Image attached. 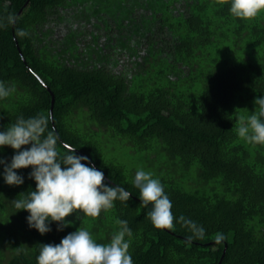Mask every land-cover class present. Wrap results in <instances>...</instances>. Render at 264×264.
I'll list each match as a JSON object with an SVG mask.
<instances>
[{
	"label": "trees",
	"instance_id": "trees-1",
	"mask_svg": "<svg viewBox=\"0 0 264 264\" xmlns=\"http://www.w3.org/2000/svg\"><path fill=\"white\" fill-rule=\"evenodd\" d=\"M229 7L230 0H0V83L9 90L0 130L45 115L61 155L75 149L105 182L133 194L98 217L73 213L71 227L53 223L42 236L12 204L35 190L31 168L18 170V187L0 175V264H37L41 244H59L79 227L107 243L117 220L132 230L134 264H264V145L235 131L264 95V13L238 19ZM109 141L157 162L171 226L153 227L132 184L136 169L108 157ZM13 154L0 149V160Z\"/></svg>",
	"mask_w": 264,
	"mask_h": 264
},
{
	"label": "clouds",
	"instance_id": "clouds-1",
	"mask_svg": "<svg viewBox=\"0 0 264 264\" xmlns=\"http://www.w3.org/2000/svg\"><path fill=\"white\" fill-rule=\"evenodd\" d=\"M230 14L238 19H253L264 13V0H230ZM24 30L19 32L25 36ZM9 90L0 83V98ZM255 110L241 116L235 131L239 138L251 145H264V95L254 100ZM49 117L37 115L25 119L20 116L5 130H0V149L11 148V162L0 160L2 178L9 186L25 182L18 170L31 168L29 179L35 190L12 201L18 211L29 213L30 229L46 235L55 223L57 230L72 226L66 218L76 214L98 217L102 211L115 207V201H129L133 195L124 187L105 182V173L91 163L89 157L77 155L76 150L61 155L57 151V137L48 131ZM47 133V134H46ZM139 189V199L147 218L155 228H167L175 216L173 204L160 179L151 171L138 169L132 179ZM17 211V212H18ZM183 219V218H181ZM118 228L107 243H99L86 228L79 227L66 235L59 244H41L37 264H134L129 252L133 233L126 220H117Z\"/></svg>",
	"mask_w": 264,
	"mask_h": 264
},
{
	"label": "rangeland",
	"instance_id": "rangeland-1",
	"mask_svg": "<svg viewBox=\"0 0 264 264\" xmlns=\"http://www.w3.org/2000/svg\"><path fill=\"white\" fill-rule=\"evenodd\" d=\"M106 146L108 157L126 165L128 171H133L134 169L137 171L142 168L146 171H151L153 174L158 173L157 162L153 165L154 160L148 157L149 153H135L132 149L122 146L119 141H109Z\"/></svg>",
	"mask_w": 264,
	"mask_h": 264
},
{
	"label": "water",
	"instance_id": "water-1",
	"mask_svg": "<svg viewBox=\"0 0 264 264\" xmlns=\"http://www.w3.org/2000/svg\"><path fill=\"white\" fill-rule=\"evenodd\" d=\"M54 106H55V97H54V95H53L52 117H53V109H54Z\"/></svg>",
	"mask_w": 264,
	"mask_h": 264
}]
</instances>
